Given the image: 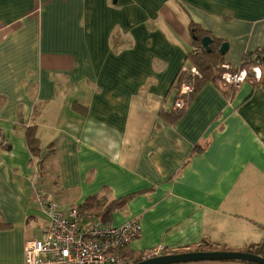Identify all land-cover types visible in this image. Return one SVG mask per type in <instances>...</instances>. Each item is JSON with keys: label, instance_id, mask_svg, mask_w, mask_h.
Returning a JSON list of instances; mask_svg holds the SVG:
<instances>
[{"label": "crops", "instance_id": "0c3cea01", "mask_svg": "<svg viewBox=\"0 0 264 264\" xmlns=\"http://www.w3.org/2000/svg\"><path fill=\"white\" fill-rule=\"evenodd\" d=\"M191 23L231 69L264 48V0H0V264L42 237L37 192L63 210L132 195L111 225L139 220L133 258L264 250V82L205 83L172 121Z\"/></svg>", "mask_w": 264, "mask_h": 264}, {"label": "built area", "instance_id": "2783aa9c", "mask_svg": "<svg viewBox=\"0 0 264 264\" xmlns=\"http://www.w3.org/2000/svg\"><path fill=\"white\" fill-rule=\"evenodd\" d=\"M249 58L252 61L250 69L238 73L227 72L222 78L229 85L237 87L247 79L248 74L256 81H261L264 53L261 56L250 55ZM224 67L226 70L231 69L227 64ZM182 70L189 77L180 83L177 90L174 108L179 111L188 108L196 80L202 77L194 66H184ZM36 199L48 217V224L43 228L40 239L26 243L24 264H134L137 260L128 252L132 243L142 236L139 220L132 219L121 226L104 225L96 218H88L79 207L61 209L43 192H37ZM166 253V248L160 245L146 252L142 260Z\"/></svg>", "mask_w": 264, "mask_h": 264}, {"label": "trees", "instance_id": "16d2710c", "mask_svg": "<svg viewBox=\"0 0 264 264\" xmlns=\"http://www.w3.org/2000/svg\"><path fill=\"white\" fill-rule=\"evenodd\" d=\"M189 31L192 35V37L195 39L197 38V40H195L194 44L196 46L195 51L191 54L188 55V62L189 64H191L192 66L196 67L202 74V77L196 80V88L194 93L192 94V97L195 95V93H197L199 91V89L208 82H212L217 86H222L220 83H224L222 76L227 73V72H241L243 69H250L252 67V61H250V55H247L243 58V61L241 63V66L239 69L235 70V69H230V70H226L225 69V62H224V56L220 54V48L223 45V42L217 39H214V37L212 36L211 33L201 29L198 25L191 23L189 26ZM205 37H210L213 39V44L211 45V52L208 53L206 52L201 45L202 39ZM264 53V48H260L258 49L255 53L251 54V56L253 55H258L261 56ZM188 67H191L190 65H186ZM261 66H263L261 64ZM263 73H264V68H263ZM189 77V75L187 73H184L183 70L181 69L180 73L178 74V85L177 88L179 89V85L180 83H182L183 81H185L187 78ZM253 77V76H252ZM251 75H248L246 80H253L250 79L252 78ZM245 80V81H246ZM257 83H261L264 82V75L261 81H256ZM253 82V81H252ZM225 88H228V90H230V93L235 92L236 87L235 85L232 84H225L224 86ZM178 93V91H177ZM178 94L176 96L175 101L177 100ZM191 97V100H192ZM190 100V102H191ZM175 115H173L170 119L172 121L175 120H179L182 115L185 113V111H175ZM169 120V119H168ZM169 120V121H171ZM26 142L28 145V148L30 150V152L32 153L33 156L38 157L39 154L41 153V147H40V141L37 138L36 135V128L35 127H31L27 130L26 133ZM202 152V148L196 146L191 155L194 154H199ZM132 195H129L127 197L124 198H120L118 200H115L109 204H107V202L104 200V198H99V196H93L90 197L89 199H87L85 201L84 204H82L81 206H79V208L81 209V211L87 215L88 218L92 219V218H96L99 221H101L102 224L104 225H111V222L113 220V215L115 212L121 210L126 204L127 202L132 198ZM196 251H205L203 250V248H198L196 249ZM261 251H249V253H254L257 255L262 256ZM145 253L141 254L138 256V258H136L137 260L134 262V264L140 262L142 260V257L144 256ZM247 263V262H246ZM249 264H254V263H249Z\"/></svg>", "mask_w": 264, "mask_h": 264}, {"label": "water", "instance_id": "95a60500", "mask_svg": "<svg viewBox=\"0 0 264 264\" xmlns=\"http://www.w3.org/2000/svg\"><path fill=\"white\" fill-rule=\"evenodd\" d=\"M197 40V38H195ZM213 39L205 37L202 39V48L210 53ZM229 45L224 43L220 48V54L225 56L228 52ZM202 261H240L254 264H264V257L242 251H192L178 254H166L146 260H142L136 264H185Z\"/></svg>", "mask_w": 264, "mask_h": 264}, {"label": "rangeland", "instance_id": "374dc122", "mask_svg": "<svg viewBox=\"0 0 264 264\" xmlns=\"http://www.w3.org/2000/svg\"><path fill=\"white\" fill-rule=\"evenodd\" d=\"M243 70H247V69H243ZM243 70H242V71H243ZM228 73H231V72H228ZM234 73H238V72H234ZM231 75H235V74H231ZM248 75H249V74H248ZM263 75H264V73H263ZM223 81L225 82V84H228L227 81H225L224 79H223ZM220 84L222 85V87L225 86L224 83H220ZM259 188H263V190H262L261 192H258V193H262V195H264V185H262V187H259ZM259 188H258V189H259ZM258 189H257V190H258ZM255 190H256V188H255ZM259 198H260V197H259ZM259 198H258V199H259ZM258 199H257V200H258ZM250 209H251L250 212H251V211H254V212H256L258 215L264 216V206H263L261 203H258L254 210H252V205H251V206H250ZM251 213H253V212H251ZM260 222H261V221H260ZM250 233L252 234L253 237H255V234H253V231H250ZM237 237H238V236L231 235V238H233V239H237ZM259 238H260V237H258V239H259ZM261 246H264V242L262 243ZM202 248H204V249H205V248H208V245H207L206 243H204V244L202 245ZM256 250H257V251H260L261 249H260V248H259V249L256 248L254 251H256ZM261 253H262L261 255L264 257V250H262ZM128 254H129V252H128Z\"/></svg>", "mask_w": 264, "mask_h": 264}]
</instances>
